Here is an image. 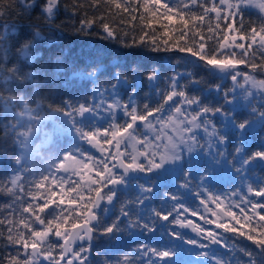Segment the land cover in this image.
<instances>
[{
  "label": "snow or ice",
  "instance_id": "snow-or-ice-1",
  "mask_svg": "<svg viewBox=\"0 0 264 264\" xmlns=\"http://www.w3.org/2000/svg\"><path fill=\"white\" fill-rule=\"evenodd\" d=\"M101 3L106 6L104 14L91 19L86 17L81 21V31L99 21L102 39L120 43L126 48L143 46L153 53H173L171 59L177 64H191L212 77L207 91L216 93L218 98L208 103L207 98L191 95L183 82L198 86L201 81L197 74L174 73L167 78V90L159 91L162 102H157L155 107L144 103L143 110H140L135 103V78L129 84L122 72L114 70L109 78V88L102 91L96 85L104 72L98 62H93L83 68L68 70L79 80L90 82L92 92L100 97L99 102L93 97L91 103L87 100L81 103L68 91L75 82L67 75L63 81L58 78L67 70L66 65L61 66L59 58L51 76L46 68L30 70L39 55L34 51L36 42L44 39L39 25L29 23L28 27L35 29L31 39L25 36L15 44L7 43L9 35L17 33L19 27L16 23H8L5 18L19 9L28 13L31 21L30 14L38 7V0H0V21H4L0 23V166L10 169L12 177L0 188L14 202L8 205L13 218H0V225H5L7 231L6 236L0 231V239H6L9 247L4 264H93L90 256L96 247L93 241L97 235L107 236L111 241L124 231L130 235H135L134 230L137 229L141 234L153 233L158 221L187 227L191 221L185 223L177 219L179 208L188 212L183 204L179 208L176 205L152 208V215L137 210L152 199L150 194L154 189L151 185H140L134 200L121 203L119 197L122 190L132 186L135 179L132 174L153 170L167 172L166 165L179 166L184 154L191 155L197 145L199 148L207 145L209 150L215 145L213 160L219 163L223 159L237 173L250 170L254 163L264 166V148L249 152L244 147L250 131L256 128L264 131V21L258 26H246L243 20L245 7L264 10V0H187L183 3L193 21L203 22L206 17L211 18L212 13L218 21H229L227 30L235 31L237 35L224 36L215 47L203 42L206 37L197 31L199 24L189 27L186 14L181 13L179 6L173 7L161 3V0H144L143 11L150 12L152 17H156L161 8L166 9L164 16L169 21L173 13L179 17L182 24L179 37L169 42V39L158 40L155 31L150 33L142 29L139 34L130 36L128 32L110 26L108 21L117 14L114 10L130 14L138 10L139 0H91V7L98 8ZM133 3L136 8L132 7ZM60 4L61 0H42L39 4L41 19L52 22L59 14ZM74 7L82 8L84 5L77 2ZM197 9L202 10L200 14H197ZM235 20L239 23L234 28L232 21ZM146 27L151 28V23ZM208 31H212L210 25ZM163 37H169V31H165ZM241 66L247 70H241ZM146 78L154 93L159 90L157 82H164V77L156 70L150 71ZM215 80H231L232 87L215 83ZM125 86L127 102L119 96ZM105 92L108 93L107 101ZM240 110L246 112L243 119L234 115ZM201 131L204 136L199 135ZM65 136L70 137L68 143L61 140ZM205 137L208 138L206 145L199 142ZM37 138L39 143H36ZM222 145L233 148L228 153L231 161L221 150ZM50 147L55 148V154L49 156V168L55 172L64 171L65 174L59 177L62 190L65 182H70V192L83 190L79 195V200L84 201L83 211L69 212L63 208L59 212L55 209L48 211L53 201L33 204L31 201L38 199L35 195L24 202L25 185L33 173L32 164L42 149ZM93 149L101 152L100 158L94 156ZM143 161H147V166ZM77 165L79 171L75 167ZM50 175H43L42 180H48ZM183 175L185 183L181 187L187 185L190 173L184 172ZM73 176L78 179H72ZM201 182H207V177H202ZM35 187L39 188L41 184L35 183ZM248 193L264 197V187L254 189L249 185ZM165 195L173 201L179 200L175 193ZM233 196H238L235 207L245 205L240 211L249 221L248 231L230 224L229 220L236 219L230 204L222 208L218 220L205 221L222 231L194 228L199 239H191L173 230L165 234L180 244L169 243L161 248L159 244L140 243L135 254L143 252L147 264H264V223L258 227L251 223L256 216L259 221H264V214L257 212V209H264V201L253 202L236 192ZM211 199L221 204L219 196ZM200 203L207 207L205 200ZM59 204L63 205L64 200L61 199ZM68 204H78V200L71 199ZM117 204H120L118 213ZM17 213L18 220L15 219ZM216 215L213 212V216ZM243 227L241 225V229ZM228 233L250 242L258 251L225 235ZM96 255L106 257L97 260L96 264H113L107 249L98 251ZM122 260L123 264H133V256L124 255ZM114 264H121V259L117 258Z\"/></svg>",
  "mask_w": 264,
  "mask_h": 264
},
{
  "label": "trees",
  "instance_id": "trees-1",
  "mask_svg": "<svg viewBox=\"0 0 264 264\" xmlns=\"http://www.w3.org/2000/svg\"><path fill=\"white\" fill-rule=\"evenodd\" d=\"M82 3L84 7L75 8V3ZM187 0H161V3H168L170 6L177 7L182 14L185 15V19L189 21V27L194 28L196 24H199V29L201 34L206 37L204 43L210 47H215L219 41L223 40L224 36L232 37L237 35L235 31H228L226 25L229 23L228 20H217L215 19L214 13L210 14V17H206L203 22L193 21L191 19V13L188 9L183 8V3ZM42 3V0H38V7L33 10L30 14L31 21H29V14L22 13L19 9L11 14V16L6 17L8 23H16L19 27V31L15 34H10L7 43L15 44L20 37H28L31 39L32 32L35 29L28 27L29 23L39 25V30L44 36L42 41H37L34 51L39 53L37 60L34 62V65L30 67V70H39L41 68H46L48 70V75L51 76L56 67L55 61L57 58L62 62L61 66H67L65 73L59 74V79L64 80L65 75L70 77L75 83L74 86L68 88V91L71 95L79 100V102H88L93 101V97L97 94L92 92L93 85L90 82L79 80L78 78L72 76V72L68 70H74L77 68H83L85 65L92 64L93 62H98L104 75L101 77L99 83L96 87H99L102 91L106 88H109V78L111 77L113 71L122 72L123 75L128 79L129 84H131L133 77L135 78V91L137 93L135 103L140 107V110H143V104L148 103L150 107H155L157 102H162L159 91L167 90V78L174 73H186L192 72L197 74V78L201 83L197 85L191 84L189 81L183 83L187 84L188 90L191 95L201 96L202 98H207L206 102L213 103L218 98L217 95L213 96V93H208L207 85L211 84L213 78L205 75L202 69H195L191 64H185L183 62L177 64L175 60L171 59L173 53H153L146 50L143 46L140 47H123L120 43L105 40L101 38V29L99 26V21L91 28H84L81 31V21L93 18V16H99L104 14L105 5L101 3L98 8L91 7V0H61L59 14L54 18L52 22H48L44 19H41L39 13V4ZM144 0H139V8L137 11L129 13H123L119 10H114L117 12L116 16L110 19L108 22L113 28H117L120 31H126L129 35L139 34L141 30L148 32L155 31L157 34V39H169L171 42L173 39L179 37V29H181L182 24L178 16L175 13L172 14V19L169 21L165 18L164 13L166 9L161 8L157 12L156 17H152L151 13H145L143 11ZM133 8H136L137 5L133 3ZM155 7V6H153ZM202 10L197 9V14H200ZM75 12V14H73ZM133 17H136L133 19ZM122 18V22H120ZM243 20L245 25L253 24L258 26L262 19L249 11L243 10ZM4 21H0L2 23ZM151 23L152 27H146ZM233 27L235 28L238 25L239 21H232ZM219 24V27H217ZM167 25V28L164 26ZM209 25L212 28V31H208ZM169 31V37H163V33ZM191 35V33H189ZM250 42V41H247ZM241 42V43H247ZM231 43V41H229ZM227 47V44L225 45ZM16 49L13 48V53ZM15 58V57H14ZM159 71L162 77H164V82H157L159 84V90L154 93L153 89L148 87L147 74L152 71ZM241 70L246 71L243 66ZM43 75V74H41ZM215 83H222L220 80H215ZM119 87V86H118ZM127 91V86L119 92V96L123 98V102H127V96L125 92ZM106 99H108V93L105 92ZM96 100V99H95ZM57 99L56 103L59 104ZM171 103V102H170ZM167 108V105L165 106ZM236 115L239 119H243L246 115ZM151 119V118H150ZM51 123H49L50 126ZM48 126V127H49ZM231 136V135H230ZM264 137V131L259 128L258 133L250 137V143L245 147L249 152L259 151L264 148V145L260 143V140ZM70 137H61L63 143H68ZM203 140H201L202 142ZM40 139L37 138L36 143H39ZM221 150L224 151L225 156L229 161L232 160V157L228 153L233 151V148L228 145H223ZM95 157L100 158V153L95 149L92 150ZM55 148L42 149L41 155L37 156L32 164L33 173L29 177V182L25 185V194L24 202H28L31 199L32 195L38 197L37 200L31 201L33 204L44 203L47 200L53 201L51 208L55 209L57 212L61 208L66 209L71 212L73 210L83 211L84 201L79 200V195L83 194L81 189H78V192H70V182H65L63 184V190L60 186L59 177L63 176V170L60 172H55L53 169L49 168V156H54ZM11 155V153H9ZM207 161L199 160L198 166L193 164H187L186 159H183L182 167L178 172L177 177L170 179L164 183L158 184L154 187L153 193L150 195L152 199L147 201L143 206V210L147 212L148 215H152L151 209H159L161 206L165 208H172L173 205H176L179 208L180 204H183L184 207L188 209V212H184L183 208H179L180 215L177 217L182 222H186L189 218H198L200 223L194 222L196 228H204L206 230H214L215 224H208L205 221L209 219L218 220L219 216L222 214V208L228 207L232 204L233 207L231 211L236 213L235 220H229L230 224L237 229L248 231L249 221L244 219V213H241L240 208L245 207L241 205L240 207H235V203L238 201V196H233V193H240L247 196L248 199L253 202L264 201V197H257L253 194V198H249L247 192L243 190H248L247 187L252 185V187H264V166H254V171L251 174L248 172L251 177L250 180H247L245 177H236L230 180L226 178L218 177V180H213V174L215 171L211 168V165L216 162L213 160L212 156H207ZM223 159H220V162ZM224 162V160H223ZM224 165L225 162H224ZM230 171H236L231 164L226 165ZM190 173L188 177V183L185 187H181V184L185 183V178L183 173ZM50 175L48 180H42L43 175ZM208 175L207 182H201L202 177ZM11 170L6 169L3 166H0V185L7 184L11 179ZM72 179H78V177L73 176ZM224 179V180H223ZM223 180V181H222ZM35 183H40L41 187H35ZM132 183H135L138 188H140L141 181L139 179H134ZM146 184H151L149 183ZM123 192V191H122ZM166 193H175L178 195V202L173 201L168 198ZM219 196L221 199V204L211 199V197ZM136 194L132 191L123 192L120 195L121 203L128 201L129 199L134 200ZM63 199L64 204L60 205L59 201ZM71 199L78 200V204L69 205L68 201ZM205 200V204H201L200 201ZM14 203L8 193L0 188V218L12 219L10 215V210L8 205ZM19 208V204H17ZM120 204L116 205V212H119ZM195 212V215L193 213ZM219 213V216H213L212 213ZM258 213L264 214V209H257ZM251 215V213H247ZM26 215V214H25ZM43 215V214H42ZM15 219H19V213H17ZM170 220L172 217L169 218ZM228 219V218H226ZM237 220L239 223H237ZM252 225L259 226L260 223L264 221H259L258 216L254 217L252 220ZM176 224H169L166 221H158L157 229L153 233L141 234L140 231L134 230L135 235H130L128 231L121 232L117 234L115 238L109 241L107 236L97 235L93 241V244L96 246L93 249V252L90 256V259L93 260V264H96V261L99 259H104L106 257H97V252H104L105 249L108 250V255L112 257V261L119 258L121 259V264H123L122 257L124 255L133 256V264H147V257L143 252L139 254L136 253V249L140 243L148 244L150 246H156L159 244L163 248L166 244H180L179 241L174 240L172 237L166 235L165 233L171 231H177L175 226ZM241 225L244 227L241 229ZM163 227V230L161 228ZM0 231H3L4 235H7L6 226L0 225ZM222 230H217L220 232ZM234 239L242 241L245 245L252 248L254 251V245H251L250 242L243 241V238H237L233 233L225 234ZM185 238H188L185 235ZM199 238V237H194ZM189 247L188 245H181V247ZM215 247V246H214ZM9 247L7 245L6 239H0V264H4V259L7 257ZM220 251H223L222 249ZM135 254V255H134ZM242 259H247L241 257ZM155 260L156 258L153 257ZM259 260V257L257 256ZM163 264V262H161Z\"/></svg>",
  "mask_w": 264,
  "mask_h": 264
},
{
  "label": "rangeland",
  "instance_id": "rangeland-1",
  "mask_svg": "<svg viewBox=\"0 0 264 264\" xmlns=\"http://www.w3.org/2000/svg\"><path fill=\"white\" fill-rule=\"evenodd\" d=\"M244 10L258 15L262 19V21H264V10H261L259 7H245ZM214 15H215V13H214ZM220 82H222L227 87H232L231 80L220 81ZM215 95H217V94L213 92V96H215ZM106 98L107 97H106V94H105V99ZM95 99H96L97 102H99V99H100L99 95H96ZM106 101H107V99H106ZM235 114H237V115H246V112L244 110H240V111H238ZM50 128H51V124L49 126V129ZM225 131H227V129H225ZM258 131H259V128H256L255 130L249 132L248 138L246 140V143H245L244 147H246L251 142L250 141V137L253 136L254 134L258 133ZM199 135L200 136H204V133L201 131ZM229 135H231V133ZM207 140H208V138L205 137V139L202 142H201V140L199 142L201 144H205L206 145V141ZM260 143L264 145V137L260 140ZM105 147L107 148L109 146L105 145ZM222 147H223V145L220 146V148H222ZM215 149H216L215 145H213L211 150L208 149L207 145L204 148H199V146L197 145L196 146V151H194L191 155L185 153L184 154V158L186 159L187 164H193V165L198 166L199 160H204L206 162L207 161L206 160L207 156H212L213 157L214 155H216ZM96 151H98V150H96ZM98 152L100 153V157H101V152L100 151H98ZM104 155H107V153H105ZM143 162L147 166V161H143ZM182 162H181V164L179 166H177V165H166L165 167L168 169L167 172H164L162 170H153V172H150V173L149 172H144V173H139L138 172V173H134L132 175H134L136 179H139L142 182L141 185H145V186L151 185L154 188L158 184L164 183V182L170 180L171 178L174 179L175 177H177L178 172L180 171V169L182 167ZM255 165L256 164L254 163L250 170H247V171H244V172H241V173H237L236 171H230V169L226 165H224L223 160H221V162H219V163L215 162V163H213L211 165V168L213 169V171H215V174H213L212 178H213V180H216V179L218 180V177L221 176L222 178H226L227 180H230L231 177L234 178L237 175V178L238 177H242L243 178V177L247 176V180L251 181L250 180L251 175L248 172H250L252 174L253 171H254V166ZM75 167L77 168V171H79V166L77 165ZM63 173H64V171H63ZM206 177L208 179L209 176L206 175ZM149 181L151 182V184H146V183H149ZM105 191H107V189H105ZM122 191L123 192L132 191L136 195L139 194V188H138V186H136L135 183H132V186L130 188L124 189ZM243 191L248 193V190H243ZM248 195H249V198H253V194L248 193ZM146 202H145V204H146ZM143 206L144 205L139 206L137 210L138 211H144L143 210L144 209ZM212 217H213V213H212ZM217 230L218 229H216L215 226H214V230L213 231H217ZM183 248H186V247H183Z\"/></svg>",
  "mask_w": 264,
  "mask_h": 264
},
{
  "label": "water",
  "instance_id": "water-1",
  "mask_svg": "<svg viewBox=\"0 0 264 264\" xmlns=\"http://www.w3.org/2000/svg\"><path fill=\"white\" fill-rule=\"evenodd\" d=\"M218 215H220L219 213H217ZM187 223V222H185ZM176 228L179 232L185 234V235H197L198 233L196 231H194V226L193 223L191 222V224H189L187 227H180L178 224L176 225Z\"/></svg>",
  "mask_w": 264,
  "mask_h": 264
}]
</instances>
